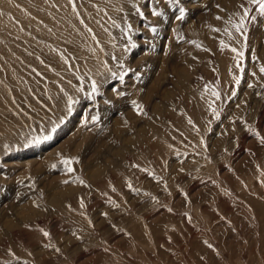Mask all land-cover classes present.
Masks as SVG:
<instances>
[{"label":"rangeland","instance_id":"rangeland-1","mask_svg":"<svg viewBox=\"0 0 264 264\" xmlns=\"http://www.w3.org/2000/svg\"><path fill=\"white\" fill-rule=\"evenodd\" d=\"M261 67L246 0H0V264H264Z\"/></svg>","mask_w":264,"mask_h":264},{"label":"snow or ice","instance_id":"snow-or-ice-1","mask_svg":"<svg viewBox=\"0 0 264 264\" xmlns=\"http://www.w3.org/2000/svg\"><path fill=\"white\" fill-rule=\"evenodd\" d=\"M178 2V0H177ZM246 3L247 4H250V5H254L256 6V11L259 13V16L260 17H264V0H246ZM73 7H75V5L73 4ZM240 8L242 9V15H240V19H239V23H235L233 24L232 26L235 28V31L237 33H240L242 36L245 34V32L247 31V28H246V23L249 19H251L253 22L257 19V16L256 15H250L253 11V9L249 8V7H245L244 4H241L240 5ZM181 15L178 17V19H183V14H184V10L181 9ZM153 15H160L159 12H156V11H153ZM217 19H222L221 17H217ZM229 23H231V21H229ZM153 31H155V29H153ZM214 31H220L219 29H214ZM227 31V30H225ZM229 35H231L230 33H228ZM246 39V37H245ZM222 47H227V45L224 44L223 41L220 42ZM231 51L234 52V53H237V56L239 58H243L244 56V53L243 51H238L236 48H231ZM238 67H239V63H238ZM240 71L241 73H243L244 69L241 67L240 68ZM260 71L262 73H264V67H261L260 68ZM253 75H255V73H253ZM120 79L122 80L123 79V76L120 77ZM236 83L239 84L240 83V79L237 78L236 79ZM249 87H252V85L250 84ZM93 90H95V83L93 82ZM213 95L219 99L220 98V94L219 92H213ZM233 95H235V93H233ZM135 101H133V104L135 105ZM139 107L137 105V108L139 110ZM213 113L214 115L216 116L217 119H219V113L213 109ZM262 142H264V139H262ZM63 163L64 165L67 167V170L69 172H71L73 169L70 167L72 161L71 160H63ZM81 183H83V181H81ZM44 235L45 236H48L49 233L48 232H44Z\"/></svg>","mask_w":264,"mask_h":264}]
</instances>
